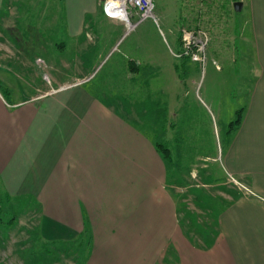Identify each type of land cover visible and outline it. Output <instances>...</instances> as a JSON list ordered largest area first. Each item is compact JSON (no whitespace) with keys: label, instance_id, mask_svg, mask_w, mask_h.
<instances>
[{"label":"crops","instance_id":"obj_1","mask_svg":"<svg viewBox=\"0 0 264 264\" xmlns=\"http://www.w3.org/2000/svg\"><path fill=\"white\" fill-rule=\"evenodd\" d=\"M5 1L0 0L1 22L10 19L2 14ZM101 1L63 0L68 36H97L108 27L130 31L104 14ZM240 1L246 7L242 43L247 40L252 56L250 85L243 104L234 105L237 125L212 157L218 166H201L212 181H203L201 170L177 173L174 150L166 148L171 132L160 131L155 120L158 112L169 118V105L155 109L151 99L152 109L143 111L137 100L130 106L113 93H100L91 86L92 73H65L68 64L41 41L38 52L17 48L5 64L0 61V87L7 92L0 90L2 188L9 197L37 202L42 232L85 239L90 250L84 264H264V0ZM53 46L62 52L64 45ZM154 55L144 64L123 63V76L136 78L143 68L158 67ZM47 67L53 73L50 90L29 77H42ZM13 70L27 71L28 94L18 95L19 82L7 76ZM148 112L151 120L145 122ZM229 175L254 195L235 193L212 222L206 220L210 234L192 230L187 210L205 213L190 206L188 199L197 198L187 190L191 180L216 187Z\"/></svg>","mask_w":264,"mask_h":264},{"label":"rangeland","instance_id":"obj_2","mask_svg":"<svg viewBox=\"0 0 264 264\" xmlns=\"http://www.w3.org/2000/svg\"><path fill=\"white\" fill-rule=\"evenodd\" d=\"M235 2L241 1L152 0L153 17L133 30L108 27L97 36L90 31L89 36L72 38L66 33L63 0H6L2 14L10 19L0 21V61L5 64L6 55L11 57L17 48L38 52L41 41L54 58L65 60V73H92L91 86L100 93H113L115 100L118 97L130 106L137 100L143 111L152 109L151 99L155 109L169 105V118L158 112L155 120L160 131L168 127L171 132L173 140L166 148L174 150L177 173L182 175L190 168L200 171L202 164L207 165L206 171L213 170L218 162H213L212 157L219 145L224 148L227 132L237 125L239 114L234 105L243 104L250 85L252 56L247 40L242 43L246 7L236 11ZM28 28L30 39L23 35ZM187 34L192 38L188 39ZM55 43L64 45L62 52L53 46ZM200 47L203 49L196 53ZM150 53L155 54L158 67L143 68L136 78L123 76V63L139 59L144 64ZM196 54L199 60L194 59ZM41 58L44 60V56ZM174 64L178 67L176 74ZM42 70V77L35 73L29 77L50 90L53 73L49 67ZM26 73L13 70L7 75L19 82L18 95L30 91L25 86L29 83ZM0 90L7 93L3 86ZM150 117V113H144L145 122ZM144 130L151 133L148 125ZM206 171L201 170L200 177L212 181ZM218 175L212 172L214 178ZM195 180L186 189L197 198H189L190 202L184 204L189 202L205 214L187 210L192 230L205 229L210 234L213 226L206 220L212 222L235 193L254 195L230 175L216 187L203 186L199 178ZM40 222L37 202L33 198L9 197L0 182V264H84L90 250L85 239L57 238L55 232H42Z\"/></svg>","mask_w":264,"mask_h":264},{"label":"built area","instance_id":"obj_3","mask_svg":"<svg viewBox=\"0 0 264 264\" xmlns=\"http://www.w3.org/2000/svg\"><path fill=\"white\" fill-rule=\"evenodd\" d=\"M102 9L104 14L111 20L124 23L129 30L136 28L140 22L147 18L153 17L152 0H102ZM135 17L136 21L132 22ZM188 39H191L187 34ZM203 47L196 50L201 52ZM195 60H199L197 54L194 55Z\"/></svg>","mask_w":264,"mask_h":264},{"label":"water","instance_id":"obj_4","mask_svg":"<svg viewBox=\"0 0 264 264\" xmlns=\"http://www.w3.org/2000/svg\"><path fill=\"white\" fill-rule=\"evenodd\" d=\"M233 6L236 11H240L242 9V2H235Z\"/></svg>","mask_w":264,"mask_h":264},{"label":"trees","instance_id":"obj_5","mask_svg":"<svg viewBox=\"0 0 264 264\" xmlns=\"http://www.w3.org/2000/svg\"><path fill=\"white\" fill-rule=\"evenodd\" d=\"M5 94V93H4ZM239 116V115H238ZM239 119V118H238ZM237 122H238V120H237Z\"/></svg>","mask_w":264,"mask_h":264}]
</instances>
